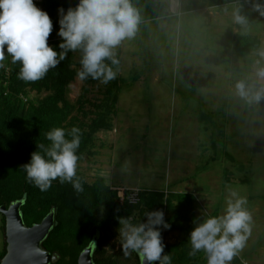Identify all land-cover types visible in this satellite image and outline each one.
I'll list each match as a JSON object with an SVG mask.
<instances>
[{"label": "rangeland", "instance_id": "rangeland-1", "mask_svg": "<svg viewBox=\"0 0 264 264\" xmlns=\"http://www.w3.org/2000/svg\"><path fill=\"white\" fill-rule=\"evenodd\" d=\"M161 1L169 15L139 24L135 36L114 49L118 97L104 111L86 150L78 149L77 175L87 183L103 178L117 196L126 188L190 192L195 227L215 209L223 215L228 200L242 197L250 232L230 264H264V95L253 98L264 91V79L256 74L264 68V15L255 8L264 9V0L203 3L190 11L185 0ZM237 11L246 25L234 22ZM238 34L254 40L247 55L230 49ZM79 58L73 52L75 70ZM239 81L249 90L247 98L237 94ZM110 84L81 82L75 74L65 93L74 106L64 129L89 125L96 116L93 104L103 100ZM200 111L210 112L212 122L199 121ZM224 169L231 172L225 184ZM181 236L165 229L162 241L175 244ZM4 240L0 227V250ZM111 242L120 246L118 233Z\"/></svg>", "mask_w": 264, "mask_h": 264}, {"label": "trees", "instance_id": "trees-1", "mask_svg": "<svg viewBox=\"0 0 264 264\" xmlns=\"http://www.w3.org/2000/svg\"><path fill=\"white\" fill-rule=\"evenodd\" d=\"M243 0H185V10H194L203 6H219ZM78 0H40L37 7L50 16L53 31L48 43L58 52L60 42L57 36V9L74 7ZM138 10L140 23L157 20L169 15L168 5L161 0H131ZM254 40L247 35L238 34L232 39V51L238 55H247L254 50ZM6 57L5 69H0V206H8L11 202L22 201L20 213L27 226L40 222L48 213L53 212L54 223L42 241V246L50 253H57L58 261L51 264H77V258L83 248L92 245V261L94 264H140L135 253L124 258L120 246L111 242L120 228V218H131L133 223L146 221V212L160 210L164 220L170 225L167 230L182 233L178 243L165 245L163 254H170L173 264H207L203 251L189 255L191 245L188 239L195 227L193 218L195 196L190 192H175L137 188V201L131 203L124 199L120 202L117 190L105 184L103 178H96L93 183L81 179L83 191L77 192L70 183L52 182L51 187L41 192L26 180L22 165L29 162L30 154L36 145L50 142L45 134L55 127L64 128L65 119L73 110L65 97L67 86L73 80L76 70L73 52L57 68L50 69L46 76L36 82H24L17 78L19 62L11 64ZM111 64V62L109 63ZM113 66V65H112ZM136 75H133L134 79ZM113 86V87H112ZM117 78L104 90L103 100L94 103L96 110L94 120L83 126L80 153L88 147L92 135L99 127V120L104 111L109 110L117 100L119 92ZM33 91L34 97L28 95ZM43 92H49L40 96ZM199 121L212 122L210 112L200 111ZM205 124V125H206ZM212 145H214L212 143ZM226 156L234 160L229 154ZM239 166H241L239 164ZM230 171L223 170V184L230 178ZM128 188L124 189L128 192ZM101 218L99 215L102 213ZM217 209L210 216H217ZM1 230L4 233V216H1ZM165 228L160 226L161 238ZM163 242V241H162ZM6 242L0 250V257L5 253ZM162 254V255H163Z\"/></svg>", "mask_w": 264, "mask_h": 264}, {"label": "clouds", "instance_id": "clouds-1", "mask_svg": "<svg viewBox=\"0 0 264 264\" xmlns=\"http://www.w3.org/2000/svg\"><path fill=\"white\" fill-rule=\"evenodd\" d=\"M264 15L261 5H255ZM60 42L58 52L48 43L53 23L48 13L36 6L34 0H0V69H5L6 57L11 64L19 62L17 78L24 82L43 79L50 69H55L70 52H79L76 78L83 82L91 78L107 85L116 79L112 65L118 64L114 49L125 39L135 36L140 23L138 10L131 0H78L67 10L57 9ZM234 22L246 25L247 20L237 11ZM264 56V53H261ZM111 61V64L106 63ZM75 68V65H73ZM264 79V68L257 70ZM242 98L249 96L243 81L235 85ZM264 91L253 97L259 100ZM79 127L65 130L55 127L45 134L50 143L36 145L29 162L22 165L26 180L41 192L47 191L54 180L70 183L82 192L81 178L77 175V151L81 144ZM233 196L236 194L233 193ZM244 198L228 200L223 215L210 216L191 231L189 255L203 251L207 264H230L245 246L250 232L251 216L243 205ZM146 221L133 223L131 218H120L118 229L120 250L124 258L135 253L140 264H173L170 254H163L160 226L170 227L160 210L146 212ZM163 254V255H162Z\"/></svg>", "mask_w": 264, "mask_h": 264}, {"label": "water", "instance_id": "water-1", "mask_svg": "<svg viewBox=\"0 0 264 264\" xmlns=\"http://www.w3.org/2000/svg\"><path fill=\"white\" fill-rule=\"evenodd\" d=\"M22 201L0 206L4 216L5 253L0 264H51L58 261L57 253H50L42 246V241L54 223L53 212L48 213L40 222L27 226L20 213ZM77 264H94L92 245L83 248L77 258Z\"/></svg>", "mask_w": 264, "mask_h": 264}, {"label": "built area", "instance_id": "built-area-1", "mask_svg": "<svg viewBox=\"0 0 264 264\" xmlns=\"http://www.w3.org/2000/svg\"><path fill=\"white\" fill-rule=\"evenodd\" d=\"M120 191L118 192L119 193L118 197L120 202H122L124 199L129 200L131 203L137 201V194L139 191L137 188H132V189L129 188L128 192H125L124 189Z\"/></svg>", "mask_w": 264, "mask_h": 264}, {"label": "crops", "instance_id": "crops-1", "mask_svg": "<svg viewBox=\"0 0 264 264\" xmlns=\"http://www.w3.org/2000/svg\"><path fill=\"white\" fill-rule=\"evenodd\" d=\"M228 4H230V3H228ZM226 5V4H225ZM235 36V35H234ZM233 36V37H234ZM233 37H232V39H233ZM232 39H231V42H232ZM230 49H231V51H232V46L230 47ZM233 52V51H232ZM106 184H108V183H106Z\"/></svg>", "mask_w": 264, "mask_h": 264}]
</instances>
